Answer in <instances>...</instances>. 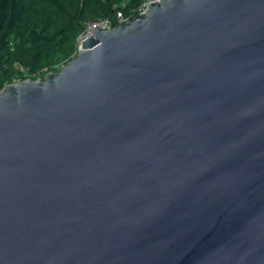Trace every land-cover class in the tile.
Returning <instances> with one entry per match:
<instances>
[{"label": "water", "instance_id": "obj_1", "mask_svg": "<svg viewBox=\"0 0 264 264\" xmlns=\"http://www.w3.org/2000/svg\"><path fill=\"white\" fill-rule=\"evenodd\" d=\"M89 35L0 94V264H264V0Z\"/></svg>", "mask_w": 264, "mask_h": 264}, {"label": "trees", "instance_id": "obj_2", "mask_svg": "<svg viewBox=\"0 0 264 264\" xmlns=\"http://www.w3.org/2000/svg\"><path fill=\"white\" fill-rule=\"evenodd\" d=\"M144 0H0V87L58 73L76 56L85 24L138 15Z\"/></svg>", "mask_w": 264, "mask_h": 264}, {"label": "built area", "instance_id": "obj_3", "mask_svg": "<svg viewBox=\"0 0 264 264\" xmlns=\"http://www.w3.org/2000/svg\"><path fill=\"white\" fill-rule=\"evenodd\" d=\"M161 0H144L143 4L141 5V7L138 9V15L137 17H140V16H144L147 11H148V8L150 5H152L153 3H156V2H160ZM136 17V18H137ZM134 18V19H136ZM134 19H129L127 17H125L123 15L122 12H119L117 14V24L118 26L117 27H120L122 25H125V24H128L130 23L132 20ZM104 26L107 28V29H112V28H117V27H114L111 20L110 19H101V20H92V21H89L85 24V29L82 33V35L80 36L79 38V42H78V48H77V53L80 49H82V38H88L90 37L89 33L95 29V28H104ZM109 27V28H108ZM88 36V37H87ZM76 53V55H77ZM76 57V56H75ZM16 84H19V82H14L12 84H5L3 85L2 87H0V94L3 93L5 91V89L9 86V85H16Z\"/></svg>", "mask_w": 264, "mask_h": 264}]
</instances>
